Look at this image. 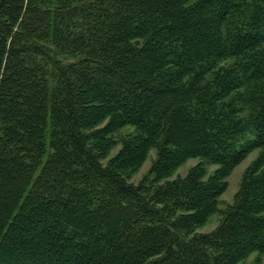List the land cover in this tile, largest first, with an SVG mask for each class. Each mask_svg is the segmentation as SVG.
<instances>
[{
  "label": "trees",
  "instance_id": "16d2710c",
  "mask_svg": "<svg viewBox=\"0 0 264 264\" xmlns=\"http://www.w3.org/2000/svg\"><path fill=\"white\" fill-rule=\"evenodd\" d=\"M151 151L154 190L128 181ZM217 212L213 231L192 234ZM254 254H264V0H0V264Z\"/></svg>",
  "mask_w": 264,
  "mask_h": 264
},
{
  "label": "rangeland",
  "instance_id": "374dc122",
  "mask_svg": "<svg viewBox=\"0 0 264 264\" xmlns=\"http://www.w3.org/2000/svg\"><path fill=\"white\" fill-rule=\"evenodd\" d=\"M71 59L67 57V61H70ZM243 110L242 112H244ZM133 132L132 128H124L122 131L119 132L118 137L119 138H125L128 137ZM120 149V145H116L110 152L108 159L113 157L118 150ZM257 151L252 152L249 154L238 166H236L230 173V175L227 178V187L224 193L218 198L217 208L220 211H224L228 206H230L239 191L240 188V182L242 179V176L245 172V170L249 167V165L256 159L257 157ZM155 159V153L154 151H151L146 158V160L143 162V164L135 171L131 172L128 175V181L132 182L134 184H137L141 181H144L146 186L150 190H154L158 185L157 183H154L152 181V176L149 174L150 168L152 166V163ZM199 161L197 159H190L187 162H185L183 165H181L174 175L170 178L176 179V178H182L184 177L189 170L194 167ZM214 166L207 167V172H211L214 170ZM163 181L159 182V184H162ZM221 213L217 212L214 215H211L207 220L204 222L203 225L198 226L194 229L192 234H206L213 231L217 225L220 222ZM264 264V254L263 255H251L247 259L237 263V264Z\"/></svg>",
  "mask_w": 264,
  "mask_h": 264
}]
</instances>
